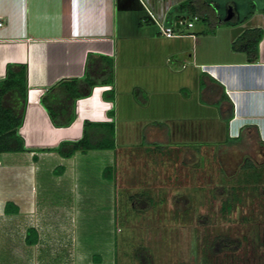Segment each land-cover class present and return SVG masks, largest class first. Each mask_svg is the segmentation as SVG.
<instances>
[{
    "label": "crops",
    "instance_id": "obj_1",
    "mask_svg": "<svg viewBox=\"0 0 264 264\" xmlns=\"http://www.w3.org/2000/svg\"><path fill=\"white\" fill-rule=\"evenodd\" d=\"M183 1L0 0V79L8 64L26 66V105L18 127L26 150L0 153V245L19 244L28 264L42 263L46 247L52 254L44 261L55 256L54 226L43 219L48 204L40 199V186L96 179L115 191L123 168L127 175L119 185L145 196L131 186L147 176L145 160L136 156L144 148L158 147L149 160V176L158 169L153 175L161 177L168 162L171 178L179 182L187 174L195 183L204 163L207 176L215 179L224 178L232 166L241 169L247 180L221 192L223 216L241 200L248 183L264 186L262 172L254 182L249 178L251 165L264 167V0H199L202 11L196 16L176 8ZM186 19L193 22L191 27ZM157 21L176 27L179 35L163 37ZM254 27L263 36L257 60L249 63L230 44ZM88 54L113 59V82L93 86L89 95L75 101L73 121L55 126L40 99L60 80L83 78ZM85 120L113 121L115 148L60 156L54 147L78 139ZM118 141L127 153L123 161L116 154ZM247 143L263 159L259 165L243 156ZM105 167H113L111 179L103 177ZM139 167L144 170L137 171ZM224 201L232 202L229 210H222ZM7 202L16 212L5 211ZM28 228L36 231L35 244L25 241ZM105 253L109 264H116L111 242ZM95 255L71 245L65 258L67 264H91Z\"/></svg>",
    "mask_w": 264,
    "mask_h": 264
},
{
    "label": "rangeland",
    "instance_id": "obj_2",
    "mask_svg": "<svg viewBox=\"0 0 264 264\" xmlns=\"http://www.w3.org/2000/svg\"><path fill=\"white\" fill-rule=\"evenodd\" d=\"M118 144L116 154L123 161L127 153ZM254 147L247 143L243 156L259 165L263 159L258 158ZM157 149L152 146L136 152L145 160L147 176L131 186L145 196L129 198L134 190L118 183L126 178L123 168L119 172L117 169L115 191L113 185L109 190L108 184L96 179L86 183L75 179L65 187L40 186V199L48 204L43 219L54 226L55 256L52 261H44L51 257L52 248H43V262L39 264H67L65 257L71 245L82 249V254L93 250L96 255L91 264H109L105 253L109 242L116 251V264H264V197L259 194L264 186L254 184L256 175H264V167L256 170L250 166L249 178L253 177L250 181L254 183L247 184L240 192L241 200L234 201L231 211L223 216L220 206L225 195L221 192L247 180L241 169L232 166L224 178L215 179L207 176L204 163L195 183H190L187 174L179 182L171 178L172 162H168L161 169V177L153 175L158 169H152L156 172L150 177L149 160L157 155ZM144 169L139 167L137 171ZM221 237L229 241V247L219 245ZM20 252L19 244L8 241L0 245V264H28ZM99 256L103 259L100 263Z\"/></svg>",
    "mask_w": 264,
    "mask_h": 264
},
{
    "label": "trees",
    "instance_id": "obj_3",
    "mask_svg": "<svg viewBox=\"0 0 264 264\" xmlns=\"http://www.w3.org/2000/svg\"><path fill=\"white\" fill-rule=\"evenodd\" d=\"M198 1L186 0L176 8L195 16L200 15L202 9L197 5ZM262 36L263 30L260 27L245 29L231 42L230 47L233 51L244 53L247 62H255L258 58V43ZM113 79V59L104 55L88 54L83 78L60 80L41 97L40 103L48 113L53 125L66 126L75 117V101L89 95L93 86L111 84ZM25 105L26 66L24 64H8L5 77L0 79V153L26 150L23 140L18 134V127L22 124L24 117ZM232 113L231 110L227 120L232 116ZM111 114L112 112H110ZM114 148L113 121L91 122L85 120L82 135L78 139L63 140L54 147V150L62 157H70L77 151ZM61 171L62 167L59 166L58 172ZM112 171L113 167H105L102 172L103 177L111 179ZM136 196L132 195L130 199ZM9 205L12 203L5 204V211L7 213L16 212V207L9 209ZM231 207V201H224L222 204V210H229ZM220 239L219 245L222 248L230 246L226 238L221 237ZM25 241L27 244L36 243L37 235L33 228L27 229Z\"/></svg>",
    "mask_w": 264,
    "mask_h": 264
},
{
    "label": "built area",
    "instance_id": "obj_4",
    "mask_svg": "<svg viewBox=\"0 0 264 264\" xmlns=\"http://www.w3.org/2000/svg\"><path fill=\"white\" fill-rule=\"evenodd\" d=\"M149 15L154 18L151 12H149ZM193 19H196V17H193ZM187 20L188 19H186L184 23L186 24V26L191 27L193 25V22L190 19L188 21ZM179 24H180V21H179ZM1 25H2V22L0 20V26ZM157 25H158L161 35L165 38H172L176 35L177 36L179 35V33H177L176 27L174 26L165 25L162 21L161 22L157 21Z\"/></svg>",
    "mask_w": 264,
    "mask_h": 264
}]
</instances>
